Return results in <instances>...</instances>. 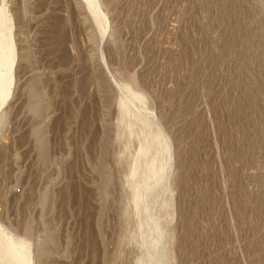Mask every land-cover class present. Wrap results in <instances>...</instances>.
<instances>
[{
	"label": "rangeland",
	"instance_id": "374dc122",
	"mask_svg": "<svg viewBox=\"0 0 264 264\" xmlns=\"http://www.w3.org/2000/svg\"><path fill=\"white\" fill-rule=\"evenodd\" d=\"M99 4L102 40L84 0H0V224L30 264H264V0Z\"/></svg>",
	"mask_w": 264,
	"mask_h": 264
},
{
	"label": "bare ground",
	"instance_id": "6f19581e",
	"mask_svg": "<svg viewBox=\"0 0 264 264\" xmlns=\"http://www.w3.org/2000/svg\"><path fill=\"white\" fill-rule=\"evenodd\" d=\"M84 3L86 4L88 11L92 14L94 20L101 27L102 40L108 30V23L106 22L105 14L102 13V10L100 8L99 0H84ZM6 9V7L0 5V106H2L4 101L9 96L11 90L14 88L13 74L15 67L17 66V55L13 36V20L11 15L6 12ZM132 96L136 100H140L139 95L132 94ZM119 108L121 110L122 117L131 114L123 100H119ZM134 117L136 119H139L140 122H145L146 124L145 120L140 119L138 116ZM1 120L2 116H0V121ZM152 138L146 140V142L142 146H140V156L146 157L147 165L152 166V168L154 169V164H156V157L158 156L159 150L154 148V154L151 153V149L153 148ZM155 139L157 140L156 142H158L162 146H160V149H163L167 156L168 145L161 136L160 132L155 135ZM136 170L137 165L133 168L131 172L132 175L135 174ZM136 188L137 187L133 188V193L135 196H137L138 194V190H136ZM0 236L2 238L3 243L6 245L5 250H3V253L0 255V264H8L10 262V259L14 261V264H30L32 254L28 242L26 241V239H24L25 237L21 238L15 235L11 231H8L1 224Z\"/></svg>",
	"mask_w": 264,
	"mask_h": 264
}]
</instances>
